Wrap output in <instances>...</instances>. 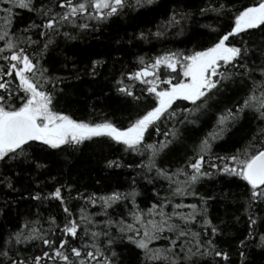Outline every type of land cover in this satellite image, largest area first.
I'll return each instance as SVG.
<instances>
[{"label":"snow or ice","instance_id":"obj_1","mask_svg":"<svg viewBox=\"0 0 264 264\" xmlns=\"http://www.w3.org/2000/svg\"><path fill=\"white\" fill-rule=\"evenodd\" d=\"M196 8L215 19L191 47L137 55L112 77L126 106L118 120L94 105L85 118L69 110V82L95 81L107 62L89 56L82 71L60 41L156 13L164 17L156 30L128 43H163L185 36L196 13L163 0H0V193L19 196L0 204V216L28 205L11 229L0 225V264H255L246 249L264 254V0ZM17 10L30 14L23 27ZM208 120L211 129L189 142ZM177 146L182 160L162 166ZM97 148L104 169L135 173L125 190L81 192L61 179ZM208 182L227 191L201 192ZM221 200L225 214L213 216Z\"/></svg>","mask_w":264,"mask_h":264},{"label":"trees","instance_id":"obj_2","mask_svg":"<svg viewBox=\"0 0 264 264\" xmlns=\"http://www.w3.org/2000/svg\"><path fill=\"white\" fill-rule=\"evenodd\" d=\"M200 3V0H163V7L171 9L173 7H184L188 5L189 8L196 13L193 17L191 24L187 25V34L185 36L170 39L163 43L153 41L151 44L133 40L131 44L128 43L132 40L133 34L138 33L141 30L147 31L151 29L156 30V25L161 22L164 18L156 13H147L140 15L135 19H124L119 21L118 24L112 25L111 27H104L101 31L90 33L82 37L78 41H73L69 44H64L60 41V48L63 49V55L73 57L76 59L77 64L83 71L85 62L88 57L99 58L105 60L107 63L104 68L100 69V75L97 76L95 81L84 76L80 81L71 80L66 86L69 96L66 98L70 103V111L74 113L77 118H85L92 111V106H95L97 112H108L114 114L119 120L122 118V114L125 109V105L119 103V97L112 88V77L119 75V70L122 66H127V69H132L135 65V59L137 55L144 53L154 54L155 51L161 47H191L190 43L193 36L197 34L207 33V30L201 28V24L211 23L215 19L209 17H200L196 5ZM19 13L18 27L25 26L29 21L28 14L26 11L17 10ZM202 38H206L202 37ZM120 40L121 43L118 45L116 41ZM63 59V56L60 57ZM59 67V66H58ZM71 68V64H69ZM60 74L69 75V72L61 70ZM62 87H65L62 85ZM231 95V94H229ZM235 97H233L234 99ZM232 100L225 99L223 104H231ZM206 119V118H205ZM213 121L208 120L202 126H197L193 130L189 131L187 135L191 138V141L198 139L200 136L205 134L211 129ZM244 128H251V124L248 122H242ZM239 127V126H238ZM235 132L236 130L233 129ZM153 139L157 137L153 136ZM158 139H163L159 137ZM221 147L216 150L223 152L229 147V144L221 142ZM177 151L167 155L161 160V164L164 167H174L182 160V154L184 149L177 146ZM100 149H86L83 157H81L75 164L71 173L67 170L64 171V175L61 176L63 180H72L74 185L79 188L81 192H96L98 194H104L110 192L114 188H118L123 191L127 188L130 182L131 175L135 173L130 169H116L106 170L104 169V161H98L94 152H99ZM105 154L112 157L120 155L118 152L104 149ZM127 162H132L130 158L125 157ZM138 162V160H137ZM45 178H41L43 180ZM22 183H17V188L22 187ZM143 183V182H141ZM35 185H33V188ZM147 192L151 191L150 186L147 189H142ZM207 191L209 194L216 195L219 197L223 191H227V187H222L220 184H213L208 182L201 192ZM235 191V189H233ZM27 195V192L24 193ZM7 199L13 201L19 199V196L15 193H0V204ZM140 198H138L139 201ZM192 202V201H185ZM28 205L21 201L19 204H12V211L8 213L7 217L0 216V225H3L5 230L12 228L15 222L16 209L19 208L21 211L26 210ZM55 211V209H53ZM213 216H224L225 206L221 200L219 203L213 204L211 209ZM243 228V225H240ZM227 250V249H226ZM255 264H264V254H261L257 248L246 249ZM234 261H238L237 254L235 251L232 252Z\"/></svg>","mask_w":264,"mask_h":264}]
</instances>
